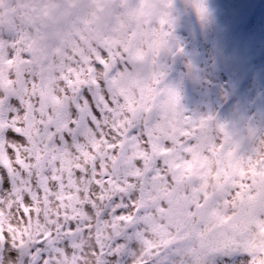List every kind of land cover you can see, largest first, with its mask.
Returning a JSON list of instances; mask_svg holds the SVG:
<instances>
[{"label":"snow or ice","instance_id":"6c2138e0","mask_svg":"<svg viewBox=\"0 0 264 264\" xmlns=\"http://www.w3.org/2000/svg\"><path fill=\"white\" fill-rule=\"evenodd\" d=\"M111 2L41 56L0 0V264H264V137L180 110L172 0Z\"/></svg>","mask_w":264,"mask_h":264},{"label":"rangeland","instance_id":"374dc122","mask_svg":"<svg viewBox=\"0 0 264 264\" xmlns=\"http://www.w3.org/2000/svg\"><path fill=\"white\" fill-rule=\"evenodd\" d=\"M172 3L168 50L159 59L164 86L178 93L185 116L213 117L246 150L264 137V0H202L203 16L193 0ZM113 7L111 0H4L3 18H18L43 56L73 46L82 31L92 34ZM252 63L250 77L241 75Z\"/></svg>","mask_w":264,"mask_h":264},{"label":"bare ground","instance_id":"6f19581e","mask_svg":"<svg viewBox=\"0 0 264 264\" xmlns=\"http://www.w3.org/2000/svg\"><path fill=\"white\" fill-rule=\"evenodd\" d=\"M200 2L202 3V0H200ZM58 3V2H57ZM203 5V3H202ZM253 66V63L251 65L245 64L244 66H241V75L245 76V77H250L249 75L251 74V68Z\"/></svg>","mask_w":264,"mask_h":264}]
</instances>
